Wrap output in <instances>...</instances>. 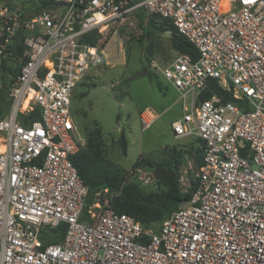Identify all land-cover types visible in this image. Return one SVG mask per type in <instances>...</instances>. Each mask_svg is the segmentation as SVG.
<instances>
[{"label":"built area","instance_id":"built-area-1","mask_svg":"<svg viewBox=\"0 0 264 264\" xmlns=\"http://www.w3.org/2000/svg\"><path fill=\"white\" fill-rule=\"evenodd\" d=\"M55 2L31 14L0 0V68L25 46L0 117V264H264V0ZM139 10L171 20L199 52L157 66L179 94L175 138L204 143L203 164L186 155L179 170L190 205L158 230L113 209L120 190L87 208L72 160L87 143L74 95L108 63L106 33L136 27ZM210 78L235 99L201 100ZM36 108L40 119L22 122ZM159 116L141 111L143 129ZM135 179L147 187L156 175L138 167ZM62 226L60 241H44Z\"/></svg>","mask_w":264,"mask_h":264},{"label":"rangeland","instance_id":"rangeland-1","mask_svg":"<svg viewBox=\"0 0 264 264\" xmlns=\"http://www.w3.org/2000/svg\"><path fill=\"white\" fill-rule=\"evenodd\" d=\"M21 1L25 10L32 14L44 0ZM143 16L150 15L139 10L136 13V27L106 33L108 63L100 66L96 70L95 79L89 85L81 86L73 98V111L81 130L84 134L87 131H101L107 158L123 170L126 182H137L134 164L138 160L143 163L160 162L169 157L171 148L174 147L184 150L185 156H192L197 165L199 162L196 159L197 152L192 150V142H178L180 140L174 137L172 121L181 118L183 110L174 102L176 99L174 88L160 75L157 68L167 65L177 54L172 46L171 32L160 31L143 24ZM152 18L162 22L157 16ZM146 29L150 31V35L145 39L147 41L145 44L143 36ZM149 46H152V53L148 50ZM143 51L150 58L151 69L157 74L162 90L155 81L146 76L129 81L135 72L143 68L141 59ZM5 62L6 67L2 65L0 68V87L6 68L16 69L21 61L14 58ZM85 93L88 95H84ZM149 109L160 116L151 127L143 129L140 113ZM122 134L128 142L126 154L120 142ZM139 167L156 175L153 169L143 164ZM179 186L182 190L188 189L180 179ZM142 188L145 191H156L162 186L158 183L156 175L155 183Z\"/></svg>","mask_w":264,"mask_h":264},{"label":"trees","instance_id":"trees-1","mask_svg":"<svg viewBox=\"0 0 264 264\" xmlns=\"http://www.w3.org/2000/svg\"><path fill=\"white\" fill-rule=\"evenodd\" d=\"M56 4L55 0H44L35 13ZM152 16L156 15H150L148 17L143 16V24H147L160 31H170L172 46L177 51L176 53L189 55L194 61L198 59L199 52L196 46L178 31L177 27L171 20L161 19L159 17L162 22H157ZM144 33L143 42L146 44L147 41L145 39L150 35V31L146 29ZM148 50L152 53V46H149ZM24 52V43L22 40L18 39L15 45V59L24 57ZM141 59L143 62L142 70L135 72L129 78V81L134 78L146 76L151 81H155L158 88L162 90V85L157 80V74L151 69L150 58L144 51ZM5 61L7 60H4L2 63L4 67H6ZM19 70L20 65L16 69L6 68V72H4L2 76V84L0 87V113H2V116H4L10 109V88L18 75ZM90 83L85 81L82 83V86L89 85ZM84 95H88V93H85ZM214 95L221 97L225 102L233 101L235 99L233 91L225 90L219 83L218 79L210 78L207 81V88L202 92L200 99H210ZM40 115L39 108H36L30 113V115L22 117V122L29 123L38 120L41 117ZM85 135L87 138L86 145L81 148L72 160L81 178L89 189L87 208L95 201L96 195L99 191L105 188H109L110 190H120V194L111 201L113 209L118 213H126L133 216L146 228L158 230L159 225L163 220L170 213L180 208V203L182 201L191 198L192 193L184 192L179 186V168L184 162V150L174 147L171 148L169 157L160 162L146 161L143 163L141 160H138L134 164L135 168L143 164L144 166L153 169L157 175L158 183L162 186L161 189L156 191H145L136 181L126 182L123 170L107 158V152L104 147L100 130L87 131ZM120 142L123 152L126 154L128 142L124 134H122ZM203 145L204 143L199 140H196V142H192L191 144V146H193L192 150L197 152L196 159L199 161V166L203 164ZM60 229V233H56L52 238L44 237V241H60L63 235L62 230L64 231V226L60 227Z\"/></svg>","mask_w":264,"mask_h":264},{"label":"crops","instance_id":"crops-1","mask_svg":"<svg viewBox=\"0 0 264 264\" xmlns=\"http://www.w3.org/2000/svg\"><path fill=\"white\" fill-rule=\"evenodd\" d=\"M173 87V86H172ZM174 88V87H173ZM174 90H175V95H176V99H175V103L177 104V105H179L180 106V108L182 109V107H181V105H180V103H179V94H178V92H177V90L174 88ZM182 111V110H181ZM173 122V121H172ZM173 132V131H172ZM175 137V136H174ZM180 141H178V142H182V141H186V142H192L189 138H182V139H179Z\"/></svg>","mask_w":264,"mask_h":264},{"label":"water","instance_id":"water-1","mask_svg":"<svg viewBox=\"0 0 264 264\" xmlns=\"http://www.w3.org/2000/svg\"><path fill=\"white\" fill-rule=\"evenodd\" d=\"M190 205V200L186 199L180 203V207H187Z\"/></svg>","mask_w":264,"mask_h":264},{"label":"bare ground","instance_id":"bare-ground-1","mask_svg":"<svg viewBox=\"0 0 264 264\" xmlns=\"http://www.w3.org/2000/svg\"><path fill=\"white\" fill-rule=\"evenodd\" d=\"M3 148V147H2Z\"/></svg>","mask_w":264,"mask_h":264}]
</instances>
